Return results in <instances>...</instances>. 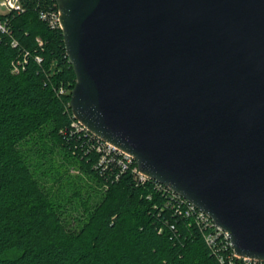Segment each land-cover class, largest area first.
<instances>
[{"label": "water", "instance_id": "95a60500", "mask_svg": "<svg viewBox=\"0 0 264 264\" xmlns=\"http://www.w3.org/2000/svg\"><path fill=\"white\" fill-rule=\"evenodd\" d=\"M74 117L264 262V0H56Z\"/></svg>", "mask_w": 264, "mask_h": 264}, {"label": "trees", "instance_id": "16d2710c", "mask_svg": "<svg viewBox=\"0 0 264 264\" xmlns=\"http://www.w3.org/2000/svg\"><path fill=\"white\" fill-rule=\"evenodd\" d=\"M22 3L0 32V264H222L155 180L96 167L95 136L71 125L62 29L41 17L57 1Z\"/></svg>", "mask_w": 264, "mask_h": 264}, {"label": "built area", "instance_id": "2783aa9c", "mask_svg": "<svg viewBox=\"0 0 264 264\" xmlns=\"http://www.w3.org/2000/svg\"><path fill=\"white\" fill-rule=\"evenodd\" d=\"M22 1L23 0H0L1 33H10L11 29L8 24L7 14L11 11L22 10ZM59 14V10L57 9L51 12H41V17L48 20L51 26H60ZM1 16H3V18ZM16 43L17 40L13 39L12 45H15ZM37 60L39 61L41 60V58L37 56ZM22 65V61L18 60L17 63H14L12 71L18 72ZM71 125L76 132L85 134L90 133L95 136L96 140H89L91 141L90 148L94 149L99 154L98 160L96 162V167L107 169L109 167H112V165H116L119 168L117 177L119 176V174L130 170L139 181L144 182L147 179H152L140 171L136 159L130 153L123 151L114 144L97 137L75 117ZM155 181L156 186L159 189L167 192L171 196V199L177 200L178 213H185L188 216L194 217L197 224L206 230L205 239L210 247L218 254V257L222 264H233L234 260L236 259H243L247 262L257 261L236 254L229 233L226 230L218 226L208 214H206L203 210L199 209L196 205L181 196L179 193L171 190L169 187L160 183L159 181ZM182 206H185V208L183 209Z\"/></svg>", "mask_w": 264, "mask_h": 264}]
</instances>
